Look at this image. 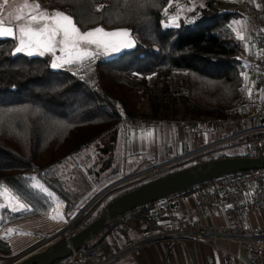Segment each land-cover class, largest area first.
Returning <instances> with one entry per match:
<instances>
[{
    "label": "trees",
    "instance_id": "trees-1",
    "mask_svg": "<svg viewBox=\"0 0 264 264\" xmlns=\"http://www.w3.org/2000/svg\"><path fill=\"white\" fill-rule=\"evenodd\" d=\"M39 1L45 8L72 14L76 20L87 15L85 5L78 6L69 0ZM170 1L157 0L156 6H151L127 0L126 5L117 6L116 0H94L91 10L100 19L88 23L86 28L78 24L81 30L97 26L109 31L128 29L136 46L114 58L86 62L77 75L71 71H53L48 66L50 59L45 57L28 58L19 54L13 57V43L0 41V183L20 195L31 208L15 213L5 209L0 228L49 214L53 208L50 196L39 188L33 189L32 179L26 178H39L65 200L70 211L79 208L80 202L97 188L98 181L81 172L77 185L70 188L60 167L107 135L123 131L125 124L120 111L132 117L172 120L218 119L226 117L231 109H240L246 66L239 58L241 42L232 20L241 14L223 11L216 0H207L192 14L182 17L179 28H165L160 11ZM100 5L103 10L96 12ZM133 72L142 75L134 76ZM168 75L184 78L182 83L177 79L176 87L168 81L160 84L158 77ZM148 76L157 79L151 83ZM146 97L150 105L147 111L142 108ZM218 179L166 199L175 200ZM144 183L123 189L106 204L96 203L73 234L92 223L113 199ZM161 201L119 216L89 247L106 241L122 225L128 228L127 220L133 215L144 227L157 223L161 216L155 209ZM23 251L13 254L9 241L0 236V256L7 261Z\"/></svg>",
    "mask_w": 264,
    "mask_h": 264
},
{
    "label": "crops",
    "instance_id": "crops-1",
    "mask_svg": "<svg viewBox=\"0 0 264 264\" xmlns=\"http://www.w3.org/2000/svg\"><path fill=\"white\" fill-rule=\"evenodd\" d=\"M216 1L223 11H238L241 14V16L232 20L238 38L240 39L241 36L244 38L240 39L241 51L239 57L243 56L247 60L258 59L264 50V43L261 40L255 44L251 43V36L254 32L262 34L264 18L260 15H246L242 13L240 8L243 2H249L257 9L256 0ZM245 45H247V48ZM263 98L264 91L261 86L254 84L245 73V94L240 103L241 112L225 129L192 130L162 121L153 126L125 125L123 131L114 135L118 134L122 140V157L127 163L129 159L139 162L137 169L131 175L145 173L150 168V162L153 160L181 165L186 160L235 139L234 135L238 132L232 130L238 128V126L248 125L250 127L253 109L256 103ZM122 167L127 168V164ZM215 183L192 190L175 200L169 199L173 204L180 207L177 213L163 214L157 211L162 203L161 201L155 209L161 216L157 224L172 227V219L175 218L177 221L182 222L195 220L211 227L229 226L231 223L230 217L222 199H218L204 214L197 210L201 195L210 191ZM257 189L256 187L243 188L241 189V195L244 198H251L256 194ZM133 220L135 221L133 217L128 219V228H123V225L120 226V229L111 234L105 241L109 247L110 255L116 256L108 264H222L223 257L227 252L244 261H250L253 256L247 243L233 238H219L215 246L203 241L186 238L138 244L139 239L142 237L141 229L146 227L142 226L139 221L141 229H137ZM244 225L247 228L264 227V206L250 212L244 221ZM122 251L123 253L120 254ZM10 261L0 256V264H7Z\"/></svg>",
    "mask_w": 264,
    "mask_h": 264
},
{
    "label": "built area",
    "instance_id": "built-area-1",
    "mask_svg": "<svg viewBox=\"0 0 264 264\" xmlns=\"http://www.w3.org/2000/svg\"><path fill=\"white\" fill-rule=\"evenodd\" d=\"M194 0H171L162 7L160 16L162 22L166 21L164 10L167 9L169 16H177L178 19L188 11ZM258 8H254L249 2H243L240 6L242 13L249 15H260L264 18V0H256ZM259 40L264 43V30L262 34L254 32L251 36V43H257ZM245 64V73L249 79L257 85H260L264 91V50L256 60H247L245 57H239ZM239 108L228 111L227 116L223 118H186L162 120L158 118L142 117L134 118L123 111H120L122 121L126 125L153 126L167 121L176 126H183L192 130H215L224 128L234 118L240 114ZM252 125L242 133L249 139L245 143V151L251 156L261 155L264 150V98L258 101L253 109L251 116ZM178 163H163L159 160L150 162V168L142 174H137L133 179L142 178L145 181H151L166 174L172 173L179 168ZM256 187L257 192L251 198H244L241 195V189ZM218 199H222L227 207L230 217V225L226 227H211L199 223L195 220L177 221L172 219L173 226L168 227L161 224H153L141 229L139 220L135 216L134 226L142 230V237L138 244L146 242H155L168 239H194L203 241L215 246L219 238H233L248 244L252 251L250 261H244L241 258L227 252L223 257L222 264H264V227L247 228L244 221L250 212L256 211L264 206V168L250 171H242L220 177L213 185L212 189L203 193L199 199L197 210L200 213H206L208 208ZM95 202H90L82 207L72 222L67 225L56 239L68 238L77 228L78 223L85 219L93 211ZM180 207L173 204L169 199H163L157 211L163 214L177 213ZM123 251L120 253L122 254ZM116 258L110 255L109 247L105 241H102L91 247H84L73 251L69 256L59 260L57 264H108Z\"/></svg>",
    "mask_w": 264,
    "mask_h": 264
},
{
    "label": "snow or ice",
    "instance_id": "snow-or-ice-1",
    "mask_svg": "<svg viewBox=\"0 0 264 264\" xmlns=\"http://www.w3.org/2000/svg\"><path fill=\"white\" fill-rule=\"evenodd\" d=\"M69 2L78 6L85 5L87 15L76 20L70 13L43 9L36 0H16L15 4L13 0H0V41L10 40L13 43L11 52L13 57L18 54L28 58L48 56L51 58L48 66L53 71H71L72 75H77L85 67L86 62L94 61L97 57L110 59L113 55H119L124 50H131L136 46V41L128 29L108 31L104 27L97 26L82 31L78 24L86 28L88 23H95L100 19L91 10L94 0H69ZM136 2L151 6L157 4V0H136ZM116 4L126 5L127 0H116ZM102 10L103 5L95 9L96 12ZM164 14L167 18L163 22L165 28L180 27L177 22L179 13L177 16H169L165 9ZM240 39L244 38L241 36ZM245 47L247 48V45ZM58 52L60 55H57ZM132 75L142 74L133 72ZM147 78L151 79V76ZM31 187L36 189L37 185L33 184ZM41 191L46 192V189ZM5 193L16 201L15 204L10 205L11 212L31 211L30 206L21 201L20 195L0 183V195ZM47 195L51 196V193ZM3 207L4 205H0V208Z\"/></svg>",
    "mask_w": 264,
    "mask_h": 264
},
{
    "label": "rangeland",
    "instance_id": "rangeland-1",
    "mask_svg": "<svg viewBox=\"0 0 264 264\" xmlns=\"http://www.w3.org/2000/svg\"><path fill=\"white\" fill-rule=\"evenodd\" d=\"M36 2H38L43 9H47L49 11L58 10L45 8L44 4L39 0H36ZM205 2L206 1L204 0H194L191 3L188 11L182 14V16H189L198 6L205 5ZM15 3L16 0H13V4ZM182 16L178 19L177 22L181 21ZM57 55H60V53L58 52ZM116 56L117 55H113L111 58H114ZM46 57L50 58L48 56H45V58ZM97 58L108 59L104 58L103 56ZM183 78V75H168L166 77H158V79H160V84L168 81V83L172 87H176L178 85L177 79H179L180 83H182L181 79ZM156 79L157 77L152 76L149 80L152 83ZM149 106V99L148 97H146L142 103V108L147 111L149 110ZM248 127V125L238 126V128L232 130L234 132H238L234 135L235 139L230 140L225 144L218 145L214 147V149H210L204 154L184 161L181 165H179L178 169L191 166L198 162L201 163L204 161H208L211 158H216L222 155L234 156L241 153H247L245 151V143L249 138L247 136H243L242 133L246 132L245 130ZM220 129H225V127ZM114 134L115 133L107 135L105 138L98 141L90 148L83 150L77 156V158L70 159L67 164L60 167V173L63 174L65 182L68 186H70V188H73L77 185V181L81 176V172L87 174L89 178L91 176H94V178L98 181L97 188L80 202L79 208L70 211L65 200L62 199L56 191L44 184L39 178L33 177L35 179L32 180V184H36L37 188L39 189H46V192L44 191L46 194L51 193L50 199L53 202L54 206L49 214L28 217L23 220L11 222L0 228V236L8 239L13 254L20 253L23 250L24 251L21 254L26 253L29 250L41 245L47 239L53 237L58 232L62 231L67 225L70 224L73 218L77 215L78 211L88 203L94 201L95 204L99 202H101L102 205L106 204L114 195H116L123 189L131 188L144 182H149L145 181L142 178L133 179V177L137 174H131L135 171V169H137L139 162L137 160L129 159L127 163V161L122 157V140L118 136V134ZM126 164L127 168L122 167ZM77 167L81 171L77 170ZM114 185L115 188L113 189ZM21 201L25 203L23 200ZM15 203L16 201H13L8 193L0 195V205H4L3 208H0V221L3 218V211L5 209L11 211L10 205ZM135 216L136 215H133L131 217ZM131 217H129L128 219H130ZM45 247L46 246H44L43 248Z\"/></svg>",
    "mask_w": 264,
    "mask_h": 264
},
{
    "label": "water",
    "instance_id": "water-1",
    "mask_svg": "<svg viewBox=\"0 0 264 264\" xmlns=\"http://www.w3.org/2000/svg\"><path fill=\"white\" fill-rule=\"evenodd\" d=\"M261 168H264V155L231 156L204 161L166 174L116 197L103 208L92 223L68 238L56 239L62 230L7 264H56L73 251L88 247L111 222L126 212L216 178ZM44 246L46 247L43 248Z\"/></svg>",
    "mask_w": 264,
    "mask_h": 264
},
{
    "label": "flooded vegetation",
    "instance_id": "flooded-vegetation-1",
    "mask_svg": "<svg viewBox=\"0 0 264 264\" xmlns=\"http://www.w3.org/2000/svg\"><path fill=\"white\" fill-rule=\"evenodd\" d=\"M114 188H115V187H114ZM114 188H113V189H114Z\"/></svg>",
    "mask_w": 264,
    "mask_h": 264
}]
</instances>
